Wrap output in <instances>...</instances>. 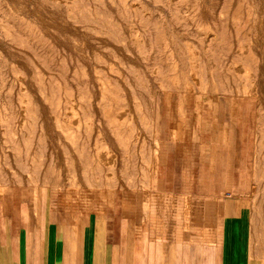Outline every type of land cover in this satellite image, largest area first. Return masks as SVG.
Returning <instances> with one entry per match:
<instances>
[{
	"label": "rangeland",
	"instance_id": "374dc122",
	"mask_svg": "<svg viewBox=\"0 0 264 264\" xmlns=\"http://www.w3.org/2000/svg\"><path fill=\"white\" fill-rule=\"evenodd\" d=\"M185 126L264 158V0H0V181L133 174Z\"/></svg>",
	"mask_w": 264,
	"mask_h": 264
},
{
	"label": "crops",
	"instance_id": "0c3cea01",
	"mask_svg": "<svg viewBox=\"0 0 264 264\" xmlns=\"http://www.w3.org/2000/svg\"><path fill=\"white\" fill-rule=\"evenodd\" d=\"M170 135L133 174L2 170L0 264H264V158L228 126Z\"/></svg>",
	"mask_w": 264,
	"mask_h": 264
},
{
	"label": "bare ground",
	"instance_id": "6f19581e",
	"mask_svg": "<svg viewBox=\"0 0 264 264\" xmlns=\"http://www.w3.org/2000/svg\"><path fill=\"white\" fill-rule=\"evenodd\" d=\"M9 26V25H8ZM245 62V61H244ZM256 72V71H255ZM256 76V75H255ZM256 88V87H255ZM254 91H255V89H254ZM195 92V91H194ZM225 105V104H224ZM65 119V118H64ZM226 119V118H225ZM228 123V122H227ZM95 136V135H94ZM227 147V146H226ZM184 156V155H183ZM260 157V156H259ZM232 187V186H231Z\"/></svg>",
	"mask_w": 264,
	"mask_h": 264
}]
</instances>
